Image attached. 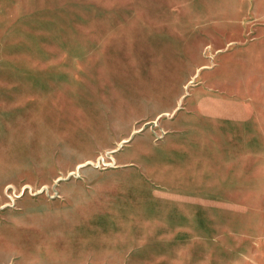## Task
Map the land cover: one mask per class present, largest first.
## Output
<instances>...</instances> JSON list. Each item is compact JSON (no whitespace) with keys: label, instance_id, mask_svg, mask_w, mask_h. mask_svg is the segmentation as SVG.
<instances>
[{"label":"rangeland","instance_id":"obj_1","mask_svg":"<svg viewBox=\"0 0 264 264\" xmlns=\"http://www.w3.org/2000/svg\"><path fill=\"white\" fill-rule=\"evenodd\" d=\"M69 52L75 57L67 67ZM4 56L29 65L28 75H68L73 95L68 109L62 106L63 94L55 98L59 116L52 111L40 120L51 131L60 130L57 147L47 149L55 162L26 163L38 159V148L19 152L23 160L9 161L10 141L0 137V263L77 264L46 258V251L52 253L58 244V251L70 255L80 248L71 235L65 246L53 243L52 224L43 226L28 217L21 222L37 228L13 224L9 216L26 202L59 198L60 181L79 177L82 167H116V154L135 135L149 130L155 141L162 139L168 131L159 128L160 119L189 106L190 97L209 96L192 106L204 107L194 108L199 114L218 116V132L212 133L216 138L204 142L210 153L204 158L206 171L215 172L214 179L203 182L219 200L215 207L182 208V219L219 225L221 250L213 256L177 251L171 260L151 262L264 264V0H0V76L26 75L20 67L3 66ZM179 95L172 100L177 109L154 120L133 119L131 130L121 137L105 131L118 119L119 98L131 103L132 97H146L140 98L146 103L154 97L162 103L161 97ZM237 114L242 120L233 122ZM244 117L250 119L252 146L235 149L234 130L245 125ZM13 149L18 153L19 148ZM237 151L251 153L245 169L250 180L233 178L244 170L237 165ZM244 189L250 196L242 195ZM171 216L181 219L180 208L172 207ZM229 230L256 237L255 243L245 244L250 249L245 256L234 258L222 250ZM41 241L46 249L40 250Z\"/></svg>","mask_w":264,"mask_h":264},{"label":"crops","instance_id":"obj_2","mask_svg":"<svg viewBox=\"0 0 264 264\" xmlns=\"http://www.w3.org/2000/svg\"><path fill=\"white\" fill-rule=\"evenodd\" d=\"M74 57L68 53L64 59L67 67L73 63ZM2 61L3 66L10 70L20 67L26 73L20 77L0 76V125H4L0 128V137L10 141L6 145L9 161L23 160L24 156L19 152L28 153L30 148H38V159H30L26 163L55 162L47 149L57 147L60 130L53 127L51 131L49 125L41 124L40 120L52 111L53 117L59 116L54 99L62 94V106L70 107L69 97L73 95L70 77L62 74L49 77L28 75L29 65L15 63L5 56ZM2 95L5 99L1 98ZM140 98L146 99L132 97L129 103L119 98L118 119L105 131L115 133V138L121 137L131 130L133 119L159 118L167 111L177 109V103L172 100L177 101L181 97H161L162 103L155 102L154 97H147V102L143 103ZM197 98L207 99L209 96L190 97L192 102L188 103L189 106L178 109L172 118L159 120V128L168 131L162 139L155 141L149 130L138 133L116 154V167L104 171L91 166L82 167L79 177L60 181L57 187L59 198L26 202L19 212L9 216V221L36 227L34 223L21 222L28 217L29 221L40 222L43 226L52 224L56 232L53 243L65 246L72 236L80 244L81 247L76 248L72 255L58 251L59 244L52 253L51 250L50 253L46 251V258L51 256V260L56 261L68 258L77 260V264H152L151 261L156 259L171 260L177 251L194 252L197 256L219 254V225L203 219H182L186 217L182 208L215 207L214 203L219 200L214 190H209L208 184L203 182L214 179L215 172L206 171L208 166L205 167L204 158L210 153L209 150L206 152L208 146L204 142L216 138L212 133L218 132V116L193 111L195 107V110L204 108L197 104L192 106ZM216 98L219 96L211 97ZM47 102L54 107L48 106ZM239 116L234 115L233 122L241 121ZM243 121V129L239 126L234 130L235 149L252 146L250 119L244 117ZM13 148H19L18 153ZM233 154L238 157L237 165L244 169L235 173L233 178L250 180L251 175L245 170L250 163H247L250 151ZM242 195L250 196V192L247 190L246 193L244 189ZM172 207L180 208L181 219H172ZM227 234L230 235L222 237L226 238L222 250L234 258L245 256L246 250L250 251L245 244L255 243L253 239H256L250 231L229 230ZM241 240L243 242L239 243ZM39 248L42 250L47 246H43L41 241ZM35 251L38 253L37 248Z\"/></svg>","mask_w":264,"mask_h":264}]
</instances>
